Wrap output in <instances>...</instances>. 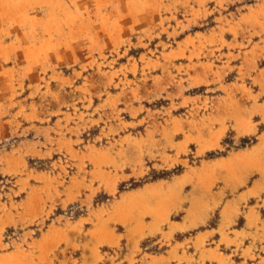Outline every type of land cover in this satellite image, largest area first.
Instances as JSON below:
<instances>
[{"label":"rangeland","instance_id":"obj_1","mask_svg":"<svg viewBox=\"0 0 264 264\" xmlns=\"http://www.w3.org/2000/svg\"><path fill=\"white\" fill-rule=\"evenodd\" d=\"M0 264H264V0H0Z\"/></svg>","mask_w":264,"mask_h":264}]
</instances>
